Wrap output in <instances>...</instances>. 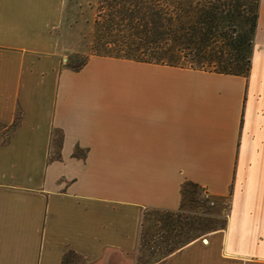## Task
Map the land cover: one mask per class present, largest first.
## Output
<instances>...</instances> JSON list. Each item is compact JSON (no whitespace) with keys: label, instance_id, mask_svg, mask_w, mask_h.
<instances>
[{"label":"crops","instance_id":"1","mask_svg":"<svg viewBox=\"0 0 264 264\" xmlns=\"http://www.w3.org/2000/svg\"><path fill=\"white\" fill-rule=\"evenodd\" d=\"M258 2L248 74L140 62L126 82L130 58L63 65L87 48V0H0V264H140L146 211L186 185L228 199L225 225L146 264H264Z\"/></svg>","mask_w":264,"mask_h":264},{"label":"trees","instance_id":"2","mask_svg":"<svg viewBox=\"0 0 264 264\" xmlns=\"http://www.w3.org/2000/svg\"><path fill=\"white\" fill-rule=\"evenodd\" d=\"M93 9L96 39L110 55L249 73L258 0H196L194 5H187V0H96ZM96 44H87L90 52L75 70L86 64Z\"/></svg>","mask_w":264,"mask_h":264},{"label":"rangeland","instance_id":"3","mask_svg":"<svg viewBox=\"0 0 264 264\" xmlns=\"http://www.w3.org/2000/svg\"><path fill=\"white\" fill-rule=\"evenodd\" d=\"M88 5L79 10L82 16V24L86 30L87 44L94 42L96 47L91 55L114 56L106 52L102 41H97L99 34L93 25L94 9L96 0H87ZM196 0H187V5H194ZM89 26H86L88 19ZM89 27V28H87ZM89 47L85 51H66L62 53L63 65L71 70H75L87 54ZM140 62L129 59L125 66H121L124 74L119 80L133 82L136 74L140 71L137 65ZM61 140L60 130H54L51 139L52 153L50 159H58V147ZM229 202L207 196L204 189L194 185H186L185 199L177 209H155L146 211V218L139 237L138 263L146 264L162 260L167 254L177 250L182 245L194 238H204L206 234L214 229L222 228L225 225L228 213ZM72 264L79 261V258L69 254L66 260Z\"/></svg>","mask_w":264,"mask_h":264}]
</instances>
